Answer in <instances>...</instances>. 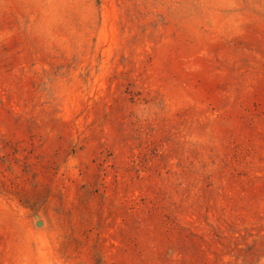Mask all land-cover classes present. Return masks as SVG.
<instances>
[{
  "label": "rangeland",
  "instance_id": "1",
  "mask_svg": "<svg viewBox=\"0 0 264 264\" xmlns=\"http://www.w3.org/2000/svg\"><path fill=\"white\" fill-rule=\"evenodd\" d=\"M0 264H264V0H0Z\"/></svg>",
  "mask_w": 264,
  "mask_h": 264
},
{
  "label": "water",
  "instance_id": "2",
  "mask_svg": "<svg viewBox=\"0 0 264 264\" xmlns=\"http://www.w3.org/2000/svg\"><path fill=\"white\" fill-rule=\"evenodd\" d=\"M36 224H37V225L41 224V221H40V220H38V221L36 222Z\"/></svg>",
  "mask_w": 264,
  "mask_h": 264
}]
</instances>
